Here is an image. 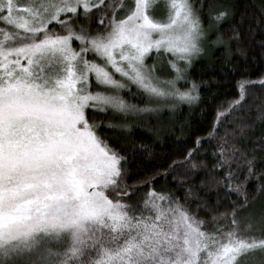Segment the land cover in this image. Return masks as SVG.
Masks as SVG:
<instances>
[{"label":"snow or ice","instance_id":"snow-or-ice-1","mask_svg":"<svg viewBox=\"0 0 264 264\" xmlns=\"http://www.w3.org/2000/svg\"><path fill=\"white\" fill-rule=\"evenodd\" d=\"M258 11L250 32L264 29ZM234 15L216 0H0V264H264V134L251 139L264 98L249 101L264 74L238 81L208 134L151 179L129 183L125 145L102 131L126 135L198 102L189 69L219 46L231 62L241 34L221 26ZM205 140L211 161L194 158ZM180 168L177 189L153 186Z\"/></svg>","mask_w":264,"mask_h":264},{"label":"trees","instance_id":"trees-1","mask_svg":"<svg viewBox=\"0 0 264 264\" xmlns=\"http://www.w3.org/2000/svg\"><path fill=\"white\" fill-rule=\"evenodd\" d=\"M195 2L198 4L199 0H195ZM216 2L227 3L234 10L235 15L222 24L221 31H226L231 25H237L241 34L240 44L233 42L230 45L233 55L229 64L224 63L223 46H219L215 50L211 49L206 57L197 60L190 67L189 79L199 85L200 100L191 105H179L175 113L165 110L159 122L152 119L147 124L137 123L126 135L102 129L107 136L113 138L111 142L116 146L125 145L123 154L128 158V169L131 173L129 183L135 180L151 179L158 172L166 170L173 160L182 159L188 149L196 146L195 141L198 136L205 137L208 134L217 109L222 106L226 107L227 101L237 96V82L241 79L255 81L264 74V55H262L264 49L260 47L259 43L264 41V29L249 31L250 25L255 28L252 18L259 15L258 10L264 4V0H216ZM241 20L243 23H239ZM204 23L206 26V17ZM91 26L95 29L97 22L93 21ZM131 91L137 93L136 87L131 86ZM123 95L132 103H144V99L139 93L131 96L125 90ZM255 96L264 98V87L259 84L251 87L249 101H252ZM258 102L257 100L256 103ZM255 115L256 113L253 111L252 118ZM97 119L107 120L109 116L98 114ZM149 127H159L160 131L158 134H153L148 130ZM262 134H264V123H259L255 127L251 139ZM141 142L146 143L148 148L133 150L132 146ZM252 146L250 143L249 147ZM211 151L210 142L205 140L194 158L211 161ZM260 168H264V164H258L257 169ZM173 176L179 180L184 176V169H176L168 177L159 176L155 179L153 186L157 190H160L162 186L175 190L179 185L173 181ZM204 176L205 172L198 170L194 176H189L188 179L199 184ZM256 183L255 180L248 183L247 189L250 194L254 193ZM143 191H147V187ZM177 195H182V193L178 191ZM208 195L210 199L215 200V191H210ZM220 195L222 197L223 193ZM258 202L264 207V197L257 200L256 204ZM220 210L224 211V208L222 207Z\"/></svg>","mask_w":264,"mask_h":264},{"label":"rangeland","instance_id":"rangeland-1","mask_svg":"<svg viewBox=\"0 0 264 264\" xmlns=\"http://www.w3.org/2000/svg\"><path fill=\"white\" fill-rule=\"evenodd\" d=\"M156 14H157V16H161V15H163L162 12H157ZM210 39H214V36H211ZM76 46H77V44L74 42V47H76ZM210 50H211V49H206L203 55H201V56H199V57H197V58L194 59L193 63L196 62V61L199 60V59H202V58L206 57V56L209 54ZM89 58L91 59L92 56L90 55ZM154 58H155V51H153V52L150 54V57L146 59V63L149 64V65H151V64L153 63V59H154ZM170 58H171V57L169 56L167 59H170ZM193 63H192V65H193ZM192 65H191V66H192ZM159 74H160V75H165L166 73H165V72H161V73H159ZM168 74H170V73H168ZM117 78H119L118 74H117ZM132 86L136 87L135 85H132ZM179 86L183 89V88H187L189 85H188L187 83L180 82V83H179ZM124 91H125V90H124ZM185 104H186V103H182V104H180V105H185ZM262 206H263V205H260V203L258 202L254 207H255L256 209H260V207H262Z\"/></svg>","mask_w":264,"mask_h":264}]
</instances>
